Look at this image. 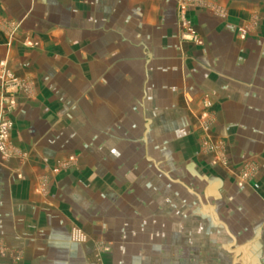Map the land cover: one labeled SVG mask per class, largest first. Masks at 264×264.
Wrapping results in <instances>:
<instances>
[{
  "label": "crops",
  "instance_id": "0c3cea01",
  "mask_svg": "<svg viewBox=\"0 0 264 264\" xmlns=\"http://www.w3.org/2000/svg\"><path fill=\"white\" fill-rule=\"evenodd\" d=\"M208 102L233 167L261 168L220 194L191 186ZM1 117L0 264H95L101 243L102 264H264V0H0Z\"/></svg>",
  "mask_w": 264,
  "mask_h": 264
},
{
  "label": "rangeland",
  "instance_id": "374dc122",
  "mask_svg": "<svg viewBox=\"0 0 264 264\" xmlns=\"http://www.w3.org/2000/svg\"><path fill=\"white\" fill-rule=\"evenodd\" d=\"M179 21L182 30L181 32V37H182V33L185 27L181 22V20ZM189 22L191 23L192 27L195 29L193 23L191 21ZM188 41L199 42L200 37L199 40L193 39ZM211 107H212L211 102L206 103L205 106L206 111L198 115L196 121V126H198L203 131L198 136L199 147H200L199 152L201 157L206 161V163L211 168H207V171L205 173L206 174L205 185L201 184L200 180L198 181V179H196L194 180L195 182L191 184V186L197 191L200 190L202 193H208L210 190L214 189L217 190L218 194H220V190H223V188H226V190L228 191L231 190L232 185L225 184V187L223 186L220 187L218 182L212 181L214 177H217L216 176L217 174L221 175L222 171L231 173L235 177V184L240 187H243L246 184L251 183L254 179L260 177L261 168L258 165L259 164L258 161H256V159L253 158H247L246 160L241 161L237 169L233 167L229 154V142L227 141L228 138L226 139L223 136L214 134L213 125L215 123V119L213 116V112L210 110ZM66 166L67 163L63 162L62 167H66ZM205 187H206V191H204ZM176 195L180 197V195L178 194ZM184 196L186 197V194ZM185 204H187L186 199H185ZM182 207L183 204L181 202H177V198H176L175 208H177V211L178 208L181 209ZM184 207H186V205ZM189 211H206V210H204L202 203H200L197 197L192 195L191 200L189 201ZM229 211H231V209H229ZM72 239L77 242L78 241L84 242L88 239V236L83 229H81L80 227H76L72 233ZM8 250L9 248H7L6 245H4V243L2 244L0 242V252L7 255L6 252ZM110 250H111V245L109 243L99 244L97 248V253H96L97 260L95 264H102L101 262L102 253ZM11 255L13 259H16V261L20 257V254L15 251L14 253L12 252Z\"/></svg>",
  "mask_w": 264,
  "mask_h": 264
},
{
  "label": "built area",
  "instance_id": "2783aa9c",
  "mask_svg": "<svg viewBox=\"0 0 264 264\" xmlns=\"http://www.w3.org/2000/svg\"><path fill=\"white\" fill-rule=\"evenodd\" d=\"M187 9V5L182 2L180 6V20L184 25V30L182 33V38L185 40H199V35L197 31L192 27L191 23L185 16V11ZM4 77L6 78L5 83L9 84L11 82H16L17 79L8 71L4 72ZM12 128V121L8 117L0 118V153L1 155L8 157L10 152L8 149V139L10 135V131Z\"/></svg>",
  "mask_w": 264,
  "mask_h": 264
},
{
  "label": "water",
  "instance_id": "95a60500",
  "mask_svg": "<svg viewBox=\"0 0 264 264\" xmlns=\"http://www.w3.org/2000/svg\"><path fill=\"white\" fill-rule=\"evenodd\" d=\"M238 251H239V250H238ZM238 251H237V252H238ZM239 261H241V262H242V264H246V262H245L244 258H242V257H240V256H239V258H238V262H239Z\"/></svg>",
  "mask_w": 264,
  "mask_h": 264
}]
</instances>
